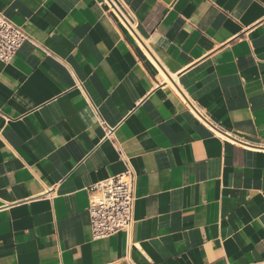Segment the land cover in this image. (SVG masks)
<instances>
[{"label": "crops", "instance_id": "0c3cea01", "mask_svg": "<svg viewBox=\"0 0 264 264\" xmlns=\"http://www.w3.org/2000/svg\"><path fill=\"white\" fill-rule=\"evenodd\" d=\"M0 14L30 39L0 60V264H264V0ZM128 167L133 227L94 240L89 191Z\"/></svg>", "mask_w": 264, "mask_h": 264}, {"label": "built area", "instance_id": "2783aa9c", "mask_svg": "<svg viewBox=\"0 0 264 264\" xmlns=\"http://www.w3.org/2000/svg\"><path fill=\"white\" fill-rule=\"evenodd\" d=\"M118 18L129 30L134 29L125 16ZM29 40L22 27L0 14L1 61L9 62ZM106 132L107 138L113 134L109 128ZM136 184V173L128 167L124 173L104 180L90 189L88 214L94 240L108 239L120 233L130 232L134 224Z\"/></svg>", "mask_w": 264, "mask_h": 264}, {"label": "bare ground", "instance_id": "6f19581e", "mask_svg": "<svg viewBox=\"0 0 264 264\" xmlns=\"http://www.w3.org/2000/svg\"><path fill=\"white\" fill-rule=\"evenodd\" d=\"M134 27V26H133ZM135 28V27H134ZM147 55L149 56V58L151 59V60H153L152 59V57L147 53ZM161 74H162V76H163V79L164 80H166V81H168V79L166 78V76L164 75V73L163 72H161ZM169 82V81H168Z\"/></svg>", "mask_w": 264, "mask_h": 264}]
</instances>
